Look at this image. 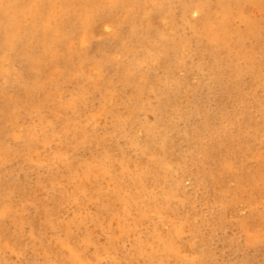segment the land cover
Returning a JSON list of instances; mask_svg holds the SVG:
<instances>
[{"label":"rangeland","instance_id":"374dc122","mask_svg":"<svg viewBox=\"0 0 264 264\" xmlns=\"http://www.w3.org/2000/svg\"><path fill=\"white\" fill-rule=\"evenodd\" d=\"M7 1L0 264H264V0Z\"/></svg>","mask_w":264,"mask_h":264},{"label":"bare ground","instance_id":"6f19581e","mask_svg":"<svg viewBox=\"0 0 264 264\" xmlns=\"http://www.w3.org/2000/svg\"><path fill=\"white\" fill-rule=\"evenodd\" d=\"M8 2V4L9 5H11V6H14V7H19V6H21L20 4V1L19 0H8L7 1ZM37 5L40 7V8H43L44 7V5L45 4H42V0H38L37 1ZM33 17V19H35V14H34V16H32ZM39 33H40V29L39 28H36L35 30H33V32H31V33H29L28 34V32H22L21 34H19L18 36H17V38L15 39V41H19V42H21V43H23V41H22V39H21V36L22 37H26L29 41H32V39L34 38V37H36V35H38L39 36ZM28 34V35H27ZM19 38V39H18Z\"/></svg>","mask_w":264,"mask_h":264}]
</instances>
